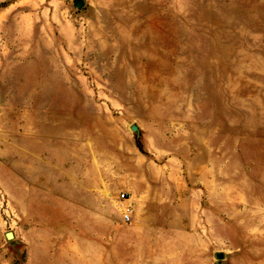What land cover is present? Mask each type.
I'll list each match as a JSON object with an SVG mask.
<instances>
[{
    "label": "rangeland",
    "instance_id": "obj_1",
    "mask_svg": "<svg viewBox=\"0 0 264 264\" xmlns=\"http://www.w3.org/2000/svg\"><path fill=\"white\" fill-rule=\"evenodd\" d=\"M74 1L0 0V264H264V0Z\"/></svg>",
    "mask_w": 264,
    "mask_h": 264
},
{
    "label": "built area",
    "instance_id": "obj_2",
    "mask_svg": "<svg viewBox=\"0 0 264 264\" xmlns=\"http://www.w3.org/2000/svg\"><path fill=\"white\" fill-rule=\"evenodd\" d=\"M120 197H121L122 199H127L124 193L121 194ZM127 197H128V196H127ZM131 213H132V211H131L130 207H126V208L123 210V212H122V218H123V221H125V222L129 221L130 218H131Z\"/></svg>",
    "mask_w": 264,
    "mask_h": 264
},
{
    "label": "water",
    "instance_id": "obj_3",
    "mask_svg": "<svg viewBox=\"0 0 264 264\" xmlns=\"http://www.w3.org/2000/svg\"><path fill=\"white\" fill-rule=\"evenodd\" d=\"M73 3H74V5H75L77 8H81V7L83 6V2H82L81 0H75ZM132 130H133V131H136V130H137V127H136V126H133V127H132ZM6 237H7L8 239H10V238H12V235H11V234H7ZM216 258H217V259H221V258H222V255H221V254H218Z\"/></svg>",
    "mask_w": 264,
    "mask_h": 264
}]
</instances>
